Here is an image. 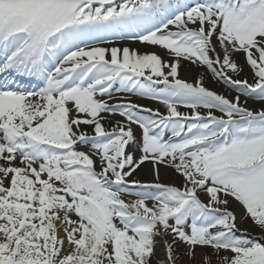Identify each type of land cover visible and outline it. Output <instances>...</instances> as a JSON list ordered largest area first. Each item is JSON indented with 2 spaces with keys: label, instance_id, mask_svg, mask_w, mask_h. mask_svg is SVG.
<instances>
[{
  "label": "snow or ice",
  "instance_id": "6c2138e0",
  "mask_svg": "<svg viewBox=\"0 0 264 264\" xmlns=\"http://www.w3.org/2000/svg\"><path fill=\"white\" fill-rule=\"evenodd\" d=\"M0 264H264V0H0Z\"/></svg>",
  "mask_w": 264,
  "mask_h": 264
},
{
  "label": "bare ground",
  "instance_id": "6f19581e",
  "mask_svg": "<svg viewBox=\"0 0 264 264\" xmlns=\"http://www.w3.org/2000/svg\"><path fill=\"white\" fill-rule=\"evenodd\" d=\"M135 46V45H134ZM142 47V46H141ZM181 76L184 77V76H188L189 77V72L186 70V69H182L181 70Z\"/></svg>",
  "mask_w": 264,
  "mask_h": 264
},
{
  "label": "rangeland",
  "instance_id": "374dc122",
  "mask_svg": "<svg viewBox=\"0 0 264 264\" xmlns=\"http://www.w3.org/2000/svg\"><path fill=\"white\" fill-rule=\"evenodd\" d=\"M184 78H189L188 76H184ZM217 90H219V89H217Z\"/></svg>",
  "mask_w": 264,
  "mask_h": 264
}]
</instances>
